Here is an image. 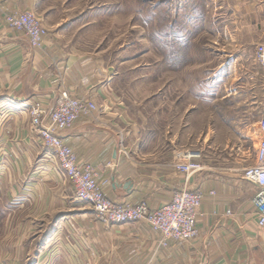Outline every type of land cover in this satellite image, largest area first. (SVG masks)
I'll use <instances>...</instances> for the list:
<instances>
[{
  "label": "crops",
  "instance_id": "0c3cea01",
  "mask_svg": "<svg viewBox=\"0 0 264 264\" xmlns=\"http://www.w3.org/2000/svg\"><path fill=\"white\" fill-rule=\"evenodd\" d=\"M37 2L0 0V5L15 12L33 10ZM239 4L257 15L256 22L262 21L258 41L263 43L264 0ZM42 19L48 36L36 49L24 35L9 29L0 11V110L6 106L13 114L0 123V214L2 204L16 198L19 209H31L37 219L62 221L53 236L63 234L64 243L53 247L65 264H264V226L253 204L257 186L244 178L245 169L257 163L261 117L240 118L242 126L232 128V138L227 127L223 147L210 128L208 156L200 158L204 168L187 180L175 167L179 152L186 150L184 101L167 96L134 101L132 111L118 89L111 61L70 46L48 16ZM171 88L168 84L164 92ZM65 89L98 106L60 135L81 165L96 167L105 195L119 203L145 201L155 210L184 186L201 190L195 240H171L161 246L159 233L146 221L106 224L75 199L73 186L53 152L42 144L29 114L33 104L53 110ZM191 109L189 119L195 115ZM246 139L251 154L243 158ZM42 256L33 264H49Z\"/></svg>",
  "mask_w": 264,
  "mask_h": 264
},
{
  "label": "rangeland",
  "instance_id": "374dc122",
  "mask_svg": "<svg viewBox=\"0 0 264 264\" xmlns=\"http://www.w3.org/2000/svg\"><path fill=\"white\" fill-rule=\"evenodd\" d=\"M239 2L38 0L31 11L42 23V17L48 16L56 26L53 29L63 33L70 46L110 60L118 89L132 104V111L134 101L166 96L183 100L184 148L198 149L205 158L210 128L223 147L227 127L232 138V128L242 126L240 118L264 116V68L256 58L257 45L262 43L258 41L262 21L256 22L257 15L243 10ZM168 84L172 88L165 93ZM191 108L195 115L189 119ZM12 117L11 109L3 106L0 123ZM242 145L243 158H247L251 154L249 141ZM19 203L11 198L2 204L0 264H33L42 255L49 264H65V257L55 250L64 243V235L53 236L62 221L37 219L31 209L20 210ZM36 231L40 232L38 237ZM46 247L42 253L40 249Z\"/></svg>",
  "mask_w": 264,
  "mask_h": 264
},
{
  "label": "built area",
  "instance_id": "2783aa9c",
  "mask_svg": "<svg viewBox=\"0 0 264 264\" xmlns=\"http://www.w3.org/2000/svg\"><path fill=\"white\" fill-rule=\"evenodd\" d=\"M7 26L24 35L32 48H42L48 30L34 11H9L0 5ZM256 58L264 68V43L257 45ZM98 110L95 102L75 97L65 89L61 100L52 111L41 104L31 106L32 125L37 127L45 148L56 157L64 176L74 188L76 200L88 204L106 224L146 221L160 235L159 244L167 246L171 240L189 242L199 236L198 218L204 199L201 190L184 186L176 191L170 202L151 210L147 202L137 204L115 202L108 198L99 181V173L92 164L81 165L76 152L62 139L60 132L70 129L81 116ZM262 131L257 163L244 171V178L257 186L253 204L258 212V223L264 226V116L259 120ZM201 153L197 150H183L178 154L175 167L188 180L203 170Z\"/></svg>",
  "mask_w": 264,
  "mask_h": 264
}]
</instances>
